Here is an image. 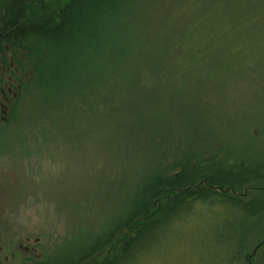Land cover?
<instances>
[{"label":"rangeland","instance_id":"rangeland-1","mask_svg":"<svg viewBox=\"0 0 264 264\" xmlns=\"http://www.w3.org/2000/svg\"><path fill=\"white\" fill-rule=\"evenodd\" d=\"M173 1L131 0L129 16L137 27L122 16V29L101 34L107 39L118 35L128 46L132 62L131 43H139L132 38L141 37L147 48L151 33L170 30L165 26L167 19L182 17L179 10H168ZM248 4L263 13L253 27H227L225 34L216 28L207 35L188 30L173 45L163 44L176 57L181 54L178 50L186 55L180 58L182 71L194 70L179 80L188 90L180 95L183 101L174 107L173 117L167 118L174 125H104L103 112L115 107L101 105L99 88L88 97L82 92L47 89V83L40 88V75L29 66L34 79L27 84L14 122L0 134V231L6 237V250L11 249L7 246L11 238V247L17 248L38 240L40 258L44 257L40 262L70 264V256L85 250L84 237L100 232L113 213L127 205L132 188L126 184V197H120L121 176L136 181L149 164L161 159L170 167L174 163L170 153L191 156L195 164L199 159V165L216 169H225L230 154L243 153L239 173L264 178V0H247L243 9ZM243 16L251 20L255 15L247 11ZM214 37L218 42L209 43ZM107 42L103 47L99 44L102 52ZM80 56L73 63H81ZM114 62L117 66L127 63L116 47L109 49L103 61L97 60L98 69L108 70ZM53 64L51 57L46 60L51 67L41 74L44 82L51 71H57ZM136 65L147 67V58L141 62L138 58ZM84 76L80 71L74 78L81 82ZM215 141L219 145L204 155ZM117 145L123 149V158L129 152L136 169L123 175L117 169ZM252 159L261 165L251 163ZM164 173L168 177L173 172ZM251 185L253 189L244 197L226 193L241 202L199 198L197 190L204 187H194L195 194L185 197L187 204L175 217L177 223L168 237L158 242L156 238L146 255L131 256L125 264H264V181Z\"/></svg>","mask_w":264,"mask_h":264},{"label":"trees","instance_id":"trees-1","mask_svg":"<svg viewBox=\"0 0 264 264\" xmlns=\"http://www.w3.org/2000/svg\"><path fill=\"white\" fill-rule=\"evenodd\" d=\"M159 1L166 0H157L158 3ZM246 1H173V7H168V10H179L178 15L182 17L172 16L167 19L165 26L170 27V30L151 33L150 46L147 48H144L141 37L132 38V42H139L131 43L130 48H135L131 54L132 62L126 53L128 46L120 41L118 35L107 39V35L101 34L107 32L106 29H122V16L128 19L127 22L133 28L137 27V21L131 20L129 16L131 0H4L0 13V29L4 31L0 32L9 35L11 47H15L12 42L18 35L22 37V50L27 53V59L35 69L34 73L37 70L40 75L38 87L45 89L47 83V89L51 87L54 90L82 92L85 97L90 93L94 95L96 87L99 88L103 96L101 105L115 107L110 113L103 112L104 125H174L167 118L173 117L174 107L183 101L180 95L188 90L186 83L181 80L179 84V80L182 76L194 74V70L189 68L182 71L179 66L180 58H187L186 55L178 50L181 54L176 57L173 50L162 48L163 44L167 47L173 45L180 36L184 37L182 32L188 30L195 31L198 35L200 32L207 35L220 28V32L225 34L227 27L245 29L257 25L256 22L263 13L251 4L243 9ZM192 8L196 10L195 14L190 12ZM262 9L264 10V4ZM247 11L255 15L251 20L243 16ZM20 23L22 25L18 26ZM193 36L186 38L193 40ZM196 38L201 39L200 36ZM105 40L109 42L102 52L99 44L103 47ZM187 40L184 39L186 42ZM214 40L215 43L218 42L214 37L209 39V43ZM119 41L124 45L118 44ZM112 47L120 50L127 63L117 66L114 62L108 70L98 69L97 60L103 61ZM58 55L63 57L62 61L58 59ZM77 56H80L78 61L85 62L80 68L81 63H73ZM50 57L57 71H51L49 80L44 82L41 74L47 67H51L45 65ZM138 58L140 62L147 58V67L140 65L138 68ZM21 66L23 70L29 67L25 62H21ZM58 70L63 75H58ZM80 71L85 76L83 81L78 82L74 75ZM27 87L26 85L24 91ZM186 139L190 141L188 137ZM217 144L219 143L215 141L211 150L204 155L210 154ZM117 151L118 159H115V164L117 169L119 167L123 171L122 175L127 170L136 169V162L132 161L129 152L123 158V149L118 145ZM170 154L174 156V163L170 167L161 159L149 164L136 181L131 177L121 176L118 187L120 197H126V184L129 189L132 188L131 197L127 195V205L115 211L100 232L89 233L84 237L87 240L85 250L70 256L73 257L70 264H125L127 259L131 256L136 258V255H139V259L150 251L149 245L156 238L158 242L160 238L162 241L168 237L177 223L175 217L187 204L185 197L195 194L194 187H204V191L197 190L199 198L209 199L214 196L220 200L241 202L240 198L229 197L226 193L243 194L244 197L252 190L253 182L264 181V178L255 174L239 173L243 153L230 154V159L224 163L225 169L208 167L205 163L199 165V159L195 164L196 160L191 156L175 152ZM251 163L261 165L254 159ZM166 170L173 172L172 175H163ZM210 190L212 191L207 192ZM185 191L189 193L187 196L184 195ZM145 244H148L146 248ZM74 249L68 253H72ZM146 249L148 250L145 251ZM40 260L38 264H58L57 261L50 263V260Z\"/></svg>","mask_w":264,"mask_h":264},{"label":"flooded vegetation","instance_id":"flooded-vegetation-1","mask_svg":"<svg viewBox=\"0 0 264 264\" xmlns=\"http://www.w3.org/2000/svg\"><path fill=\"white\" fill-rule=\"evenodd\" d=\"M3 3L4 0H0V13L2 12ZM8 38L7 33L0 32V134L7 125L14 122L25 86L28 83L31 84L33 80L31 78L32 74L29 72L32 66L27 59V53H24L22 48L11 47ZM20 39L18 38L19 41H21ZM14 41L16 42L17 38ZM21 62H25L30 67L23 70ZM11 239L7 241V246L11 249L6 250L4 243L6 237L0 231V264H38L42 255L37 248L38 240L35 241L34 245L19 246L17 248L11 247L13 241ZM27 241L29 242L30 238H27Z\"/></svg>","mask_w":264,"mask_h":264},{"label":"bare ground","instance_id":"bare-ground-1","mask_svg":"<svg viewBox=\"0 0 264 264\" xmlns=\"http://www.w3.org/2000/svg\"><path fill=\"white\" fill-rule=\"evenodd\" d=\"M18 38H21V39H22V37H20V35H18V36H17V41H16V42L14 41V42H12V43H13V45H14L15 47L18 46V48H22V47H21L22 42L19 41ZM21 39H20V40H21ZM16 45H17V46H16Z\"/></svg>","mask_w":264,"mask_h":264},{"label":"water","instance_id":"water-1","mask_svg":"<svg viewBox=\"0 0 264 264\" xmlns=\"http://www.w3.org/2000/svg\"><path fill=\"white\" fill-rule=\"evenodd\" d=\"M257 250V249H256ZM256 250L254 251V253H256Z\"/></svg>","mask_w":264,"mask_h":264}]
</instances>
